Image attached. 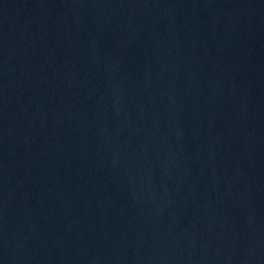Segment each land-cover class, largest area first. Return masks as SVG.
Instances as JSON below:
<instances>
[{"label": "water", "instance_id": "obj_1", "mask_svg": "<svg viewBox=\"0 0 264 264\" xmlns=\"http://www.w3.org/2000/svg\"><path fill=\"white\" fill-rule=\"evenodd\" d=\"M0 264H264V0H0Z\"/></svg>", "mask_w": 264, "mask_h": 264}]
</instances>
